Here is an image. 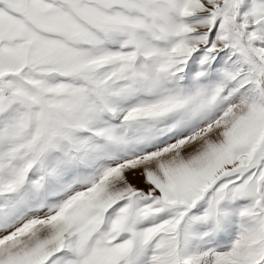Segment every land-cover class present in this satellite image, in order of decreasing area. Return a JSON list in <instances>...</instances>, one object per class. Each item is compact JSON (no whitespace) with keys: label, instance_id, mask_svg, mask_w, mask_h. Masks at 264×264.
Segmentation results:
<instances>
[{"label":"snow or ice","instance_id":"obj_1","mask_svg":"<svg viewBox=\"0 0 264 264\" xmlns=\"http://www.w3.org/2000/svg\"><path fill=\"white\" fill-rule=\"evenodd\" d=\"M0 264H264V0H0Z\"/></svg>","mask_w":264,"mask_h":264}]
</instances>
